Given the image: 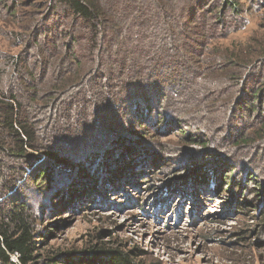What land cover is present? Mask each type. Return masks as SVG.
<instances>
[{"label": "trees", "instance_id": "16d2710c", "mask_svg": "<svg viewBox=\"0 0 264 264\" xmlns=\"http://www.w3.org/2000/svg\"><path fill=\"white\" fill-rule=\"evenodd\" d=\"M31 1L0 0L11 15L17 6L32 8L24 11L30 14L27 26L31 31L40 27L38 35L16 38L25 48L19 55L0 52V264H163L144 261L141 249L128 252L107 245L39 252L40 243L50 242L44 214L58 210L54 200L65 210L88 201L102 203L97 183L89 193L62 184L48 198L49 209L46 201L36 208L29 199L52 189L58 170L78 167L68 155L78 161L89 154L98 158L99 150L107 148L97 147L99 140L125 135L116 125L120 119L135 123L169 101L200 123L195 134L183 130L187 142L203 153L219 151L208 156L214 159L210 176L181 187L174 186L177 181L163 184L164 193L150 205L153 212L167 202L170 190L186 196L192 186L213 194L227 181L238 213L259 209L253 216L261 222L254 230L264 244V25L244 42L221 43L243 29L245 12H259L264 0H249L247 8L239 0H44L40 10ZM32 46L40 57L35 49L28 51ZM169 114L161 122L179 124ZM90 115L97 129L92 134L85 121ZM74 116H84L76 130L65 126L67 139L57 135L64 130L61 122ZM216 140L229 150L221 152L220 144L210 147ZM114 145L129 150L120 141ZM243 150L262 165L240 162V156L250 157ZM117 175H107L108 182Z\"/></svg>", "mask_w": 264, "mask_h": 264}, {"label": "rangeland", "instance_id": "374dc122", "mask_svg": "<svg viewBox=\"0 0 264 264\" xmlns=\"http://www.w3.org/2000/svg\"><path fill=\"white\" fill-rule=\"evenodd\" d=\"M42 1L44 0L31 2L33 6L38 5L40 10ZM239 1L241 6L246 8L250 6L249 0ZM32 10L17 6L12 11L16 14L11 15V11L0 4V52L17 56L25 48L24 44H18L16 38L23 34L28 36L40 33V27L38 31H35L36 28L31 31L27 26L30 14L25 12ZM245 15L247 25L239 31L232 32L221 43L234 45L246 41L255 32L262 31L260 24L264 25V8L259 12L247 11ZM28 42L31 43V40ZM36 47L32 46L28 51L31 52ZM37 50L38 48L35 49V53L40 57V51L38 50V53ZM169 113L173 114L170 120L179 124L161 122L162 118L170 115ZM187 115L179 111L178 102L169 101L157 113L144 116V119H139L135 123L120 119L122 125L119 123L116 125L123 127L121 131L125 135L110 134V142L104 141L105 137L102 138L103 141L99 140L97 147L107 148L104 153L103 150H99L98 158L95 154L94 158L90 159L89 154L78 161L73 153L68 155L71 162L78 167L65 168L63 170L66 172L60 170V173L58 170L52 189L30 196L29 203L38 208L40 201H46V209H49L48 198L51 199V193L58 190L62 184L65 186L63 189L69 190L76 185L77 189H84L83 191L89 193L96 183L99 184L95 186L103 194L104 201L102 203L88 201L65 210L58 206V200H54V206L58 210L56 212L49 210L44 214L46 227L44 233L49 235L50 242L47 246L43 242L40 243L39 252L42 253L52 247L85 250L92 245H107L128 252L141 249L145 253L142 257L144 261L159 260L163 264H264V244H261L263 235L256 234L254 230L261 222L260 216H253L259 209L251 211L256 207H249L246 213H238L230 202L233 200L225 186L227 181L222 187L216 188L213 194L192 186L188 188L191 190L186 192V196L181 193L175 195L170 190L167 202H164L156 212L150 207L156 195L164 193L163 184L177 181L174 186L181 187L191 182V179H194L195 183V179L198 181L203 174L210 176V170L214 167V159L208 156L211 152L213 154L219 150L211 149L203 153L199 147L187 142V135L183 134V130L195 134L196 125L200 124L188 119ZM79 118L74 116L71 120L62 121L60 126H63L64 130L58 131L57 135L67 139L65 126L75 131V123L84 119V116ZM85 119L86 123L91 125L89 132L91 134L96 132L95 125L91 124L95 117L92 118L90 115V118ZM116 141H120L124 148H127V144L130 151L122 152L116 149L119 146L114 145ZM90 142L96 144L95 141ZM219 144L220 142L216 140L210 147H219L221 145ZM187 146L189 148L185 150ZM221 147V152L229 150L226 144ZM243 152L250 155L246 150ZM238 153L242 154L240 150ZM240 160H242L240 162L253 160L256 165L258 162L261 165L263 163L260 158L253 155L247 158L240 156ZM81 163L82 166L79 167ZM136 165V170L132 171L134 174L129 177L132 173L128 170L129 167L134 168ZM257 168L261 174V167ZM241 170V167L236 169L237 172ZM110 173L111 175L118 173L111 184L106 177ZM184 180L186 182L182 184ZM203 189L208 190L205 187ZM178 210L180 215L177 220ZM49 221H53L55 225H49ZM49 229L53 232L51 233ZM241 230H246L244 237H240ZM12 258L17 257L13 255Z\"/></svg>", "mask_w": 264, "mask_h": 264}]
</instances>
